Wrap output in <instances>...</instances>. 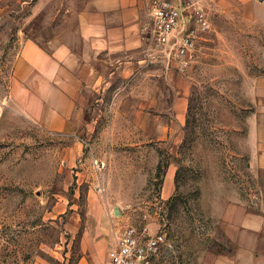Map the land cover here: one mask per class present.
<instances>
[{"label":"rangeland","instance_id":"obj_1","mask_svg":"<svg viewBox=\"0 0 264 264\" xmlns=\"http://www.w3.org/2000/svg\"><path fill=\"white\" fill-rule=\"evenodd\" d=\"M190 1L205 17L190 62L166 67L144 51L95 89L90 133L40 126L12 91L24 39L79 41L88 0L1 2L0 264H107L115 230L144 221L167 231L153 264H211L235 249L225 204L264 208L247 138L264 114V0Z\"/></svg>","mask_w":264,"mask_h":264},{"label":"crops","instance_id":"obj_2","mask_svg":"<svg viewBox=\"0 0 264 264\" xmlns=\"http://www.w3.org/2000/svg\"><path fill=\"white\" fill-rule=\"evenodd\" d=\"M141 7V0H88L77 16L79 41L53 37L45 46L26 37L12 82L18 111L52 132L77 133L84 128L90 133L95 89L142 61L148 20ZM247 138L249 165L264 181L263 113L249 119ZM219 217L235 249L214 255L211 264H264V208L252 211L234 198Z\"/></svg>","mask_w":264,"mask_h":264},{"label":"built area","instance_id":"obj_3","mask_svg":"<svg viewBox=\"0 0 264 264\" xmlns=\"http://www.w3.org/2000/svg\"><path fill=\"white\" fill-rule=\"evenodd\" d=\"M149 15L147 56L166 67H186L195 49V24L204 21L203 12L190 0H151ZM149 228L147 221L117 228L107 264H153L166 245L167 231L159 227L152 232Z\"/></svg>","mask_w":264,"mask_h":264},{"label":"trees","instance_id":"obj_4","mask_svg":"<svg viewBox=\"0 0 264 264\" xmlns=\"http://www.w3.org/2000/svg\"><path fill=\"white\" fill-rule=\"evenodd\" d=\"M159 168L161 167V163H159V166H158Z\"/></svg>","mask_w":264,"mask_h":264}]
</instances>
